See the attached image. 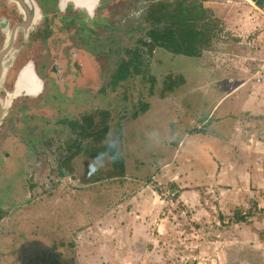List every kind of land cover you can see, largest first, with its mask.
<instances>
[{"label":"rangeland","instance_id":"obj_1","mask_svg":"<svg viewBox=\"0 0 264 264\" xmlns=\"http://www.w3.org/2000/svg\"><path fill=\"white\" fill-rule=\"evenodd\" d=\"M160 1L176 0H115L84 93L55 82L54 98L15 99L0 128V264H264V0H189L210 30L202 54L158 47L115 85ZM170 74L185 81L163 94ZM85 117L87 137L71 124Z\"/></svg>","mask_w":264,"mask_h":264},{"label":"flooded vegetation","instance_id":"obj_2","mask_svg":"<svg viewBox=\"0 0 264 264\" xmlns=\"http://www.w3.org/2000/svg\"><path fill=\"white\" fill-rule=\"evenodd\" d=\"M114 3L0 0V128L15 112L17 98H54L66 84L71 92L81 88L84 93L80 86L92 78L90 52L111 45L103 34L113 41L118 24ZM55 82H61L58 90ZM22 105L25 111L29 108Z\"/></svg>","mask_w":264,"mask_h":264},{"label":"trees","instance_id":"obj_3","mask_svg":"<svg viewBox=\"0 0 264 264\" xmlns=\"http://www.w3.org/2000/svg\"><path fill=\"white\" fill-rule=\"evenodd\" d=\"M262 0L258 2L262 5ZM204 8L199 3H194L189 0L160 1L154 3L146 15L147 20L152 24L149 29L147 37L141 40V45L134 49H127V59L121 60L116 72L113 74L112 81L114 84H119L121 81L128 79L130 76L143 73L144 57L147 53L153 56L154 51L158 47H162L173 54H180L185 56H200L205 46L211 41L207 23L203 19ZM167 87L163 94L169 91H174L184 83V77L178 75L174 77L172 74L168 75ZM150 105L146 104L142 108L144 111ZM106 117H102L104 122ZM86 125L72 121L74 128H82V134L85 137L89 136V131L93 127L94 119L90 117L84 118ZM108 130V126H104L99 130V134H104ZM79 133V131H78ZM79 141H73L72 144L67 145L68 149L75 148L72 155L66 160V166L72 167L71 161L79 155L82 147ZM111 154L118 157L115 147H110ZM73 169V168H72ZM3 210L0 208V220L3 218Z\"/></svg>","mask_w":264,"mask_h":264},{"label":"water","instance_id":"obj_4","mask_svg":"<svg viewBox=\"0 0 264 264\" xmlns=\"http://www.w3.org/2000/svg\"><path fill=\"white\" fill-rule=\"evenodd\" d=\"M254 1H255V0H254ZM256 1L260 2V0H256ZM2 118H3V117H2ZM2 118H0V120H1Z\"/></svg>","mask_w":264,"mask_h":264}]
</instances>
